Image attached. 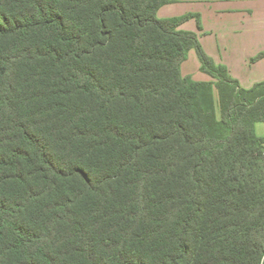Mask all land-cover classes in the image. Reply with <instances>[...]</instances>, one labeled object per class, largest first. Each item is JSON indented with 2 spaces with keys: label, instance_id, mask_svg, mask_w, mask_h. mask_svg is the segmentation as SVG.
<instances>
[{
  "label": "trees",
  "instance_id": "obj_1",
  "mask_svg": "<svg viewBox=\"0 0 264 264\" xmlns=\"http://www.w3.org/2000/svg\"><path fill=\"white\" fill-rule=\"evenodd\" d=\"M171 1L0 0V264H264V81Z\"/></svg>",
  "mask_w": 264,
  "mask_h": 264
},
{
  "label": "crops",
  "instance_id": "obj_2",
  "mask_svg": "<svg viewBox=\"0 0 264 264\" xmlns=\"http://www.w3.org/2000/svg\"><path fill=\"white\" fill-rule=\"evenodd\" d=\"M198 14L180 28L198 33L200 42L217 64L228 67L241 85L250 88L264 81V0H172L158 11L160 18ZM194 52L191 50L190 53ZM184 75L196 74L184 73Z\"/></svg>",
  "mask_w": 264,
  "mask_h": 264
},
{
  "label": "rangeland",
  "instance_id": "obj_3",
  "mask_svg": "<svg viewBox=\"0 0 264 264\" xmlns=\"http://www.w3.org/2000/svg\"><path fill=\"white\" fill-rule=\"evenodd\" d=\"M194 52L190 53L188 55L187 60L184 62V73H190V74H196L195 78L196 80H211V77L201 71L200 69V61L197 56V52L193 50ZM215 96L216 100L218 102V93L215 89ZM255 131L257 135L264 137V122H258L255 124Z\"/></svg>",
  "mask_w": 264,
  "mask_h": 264
}]
</instances>
